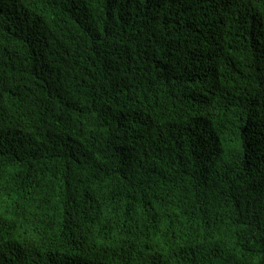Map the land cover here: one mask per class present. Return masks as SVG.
Masks as SVG:
<instances>
[{
	"label": "trees",
	"instance_id": "16d2710c",
	"mask_svg": "<svg viewBox=\"0 0 264 264\" xmlns=\"http://www.w3.org/2000/svg\"><path fill=\"white\" fill-rule=\"evenodd\" d=\"M0 264H264V0H0Z\"/></svg>",
	"mask_w": 264,
	"mask_h": 264
}]
</instances>
